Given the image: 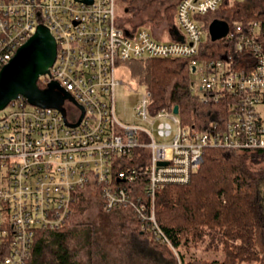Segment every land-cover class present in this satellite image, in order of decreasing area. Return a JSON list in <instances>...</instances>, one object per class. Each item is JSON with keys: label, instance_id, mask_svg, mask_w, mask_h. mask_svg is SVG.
I'll return each instance as SVG.
<instances>
[{"label": "built area", "instance_id": "built-area-1", "mask_svg": "<svg viewBox=\"0 0 264 264\" xmlns=\"http://www.w3.org/2000/svg\"><path fill=\"white\" fill-rule=\"evenodd\" d=\"M223 1L181 0L176 25L184 37L168 42L146 28L122 27L117 0H0V74L45 26L57 42V56L38 86L46 90L57 82L73 99L59 109L19 95L0 110V264H27L39 232L65 227L79 194L89 193L108 212L130 210L144 229L172 247L156 219L158 192L189 183L208 148L264 149L259 24L229 23L222 40L231 49L220 59L201 48L207 33L203 18ZM178 58L190 62V94L200 104L223 105L215 114L224 122L196 128L184 124L180 110L153 111L147 89L135 108L144 124L122 121L115 95L124 84L119 66ZM161 118L176 126L158 123Z\"/></svg>", "mask_w": 264, "mask_h": 264}, {"label": "trees", "instance_id": "trees-1", "mask_svg": "<svg viewBox=\"0 0 264 264\" xmlns=\"http://www.w3.org/2000/svg\"><path fill=\"white\" fill-rule=\"evenodd\" d=\"M179 2L165 9L164 18L176 21ZM158 14L153 20L158 19ZM215 19L226 20L231 26L235 22H257L259 41L264 45V0H224L216 12L203 18L208 36L201 45L202 51L209 50V58L220 59L229 53L231 45L211 40L209 26ZM126 64L131 66V76L137 83L152 93L153 111L178 106L184 124H195L196 128L213 121L224 122V117L218 115L224 110L223 105H203L190 94L189 60H131ZM89 205L90 200L79 194L73 216L65 227L39 232L27 264H79L72 246L79 241L78 236L89 249L90 263L104 262L95 252L99 250L98 229L83 217ZM100 212L108 226L119 225L129 236L134 256L152 250L169 264L176 263L178 258L181 264H264V149L208 148L201 168L189 183L167 185L158 192L156 219L172 247L157 240L150 229H144L143 222L128 209L108 212L100 203ZM194 248H203L217 257L188 262L184 252Z\"/></svg>", "mask_w": 264, "mask_h": 264}, {"label": "rangeland", "instance_id": "rangeland-1", "mask_svg": "<svg viewBox=\"0 0 264 264\" xmlns=\"http://www.w3.org/2000/svg\"><path fill=\"white\" fill-rule=\"evenodd\" d=\"M175 3H177V0H117L118 18L124 28L135 29V27H141L154 32V26L165 19V9ZM129 7L131 8L128 10ZM156 14L159 15L158 19L153 20V16ZM207 36L208 33H204V41L207 40ZM130 67V65L122 63L117 71L118 77L124 81L123 85L116 88L117 114L126 123L144 124L142 120L135 116V108L141 103L146 88L139 85L137 79L131 76ZM157 121L158 123L168 121L173 127L176 126L172 120L161 118ZM84 195L90 200V205L83 217L85 220L95 223L98 229L96 240L98 239L99 250H95V252L101 262L102 259H105L101 264H169L166 261L167 259L162 261L160 254L152 250L140 257L132 255L129 236L124 233L119 225L108 226L107 219L105 220L100 212V198H95L97 196L94 197L91 193ZM78 238L79 241L72 243L76 261L79 264H91L89 249L84 246V240L80 236ZM184 253L188 262L195 259L196 261L202 259L212 260L217 257L214 254H207L203 248H194L189 253ZM173 264H181L179 258Z\"/></svg>", "mask_w": 264, "mask_h": 264}, {"label": "water", "instance_id": "water-1", "mask_svg": "<svg viewBox=\"0 0 264 264\" xmlns=\"http://www.w3.org/2000/svg\"><path fill=\"white\" fill-rule=\"evenodd\" d=\"M230 31L229 22L215 19L209 26V35L213 42L225 38ZM57 56V42L49 29L40 26L35 35L19 48L15 57L0 74V110L9 102L24 95L33 104L59 109L66 99L73 101L69 93L57 83L52 82L46 90H41L38 80L48 74ZM179 113V107H174Z\"/></svg>", "mask_w": 264, "mask_h": 264}, {"label": "crops", "instance_id": "crops-1", "mask_svg": "<svg viewBox=\"0 0 264 264\" xmlns=\"http://www.w3.org/2000/svg\"><path fill=\"white\" fill-rule=\"evenodd\" d=\"M180 0H177L179 2ZM124 23V22H123ZM154 32H150L154 38L161 41H178L182 40L184 33L176 25V21H169L167 17L164 20L160 21L159 24L154 26ZM155 33V34H154Z\"/></svg>", "mask_w": 264, "mask_h": 264}]
</instances>
